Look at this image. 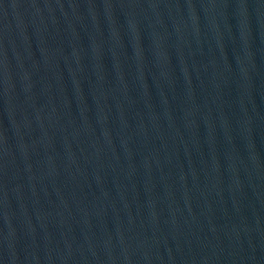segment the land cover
I'll use <instances>...</instances> for the list:
<instances>
[{
    "label": "water",
    "instance_id": "obj_1",
    "mask_svg": "<svg viewBox=\"0 0 264 264\" xmlns=\"http://www.w3.org/2000/svg\"><path fill=\"white\" fill-rule=\"evenodd\" d=\"M0 264H264V0H0Z\"/></svg>",
    "mask_w": 264,
    "mask_h": 264
}]
</instances>
